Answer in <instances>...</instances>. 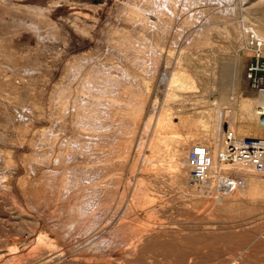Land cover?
Here are the masks:
<instances>
[{
    "label": "rangeland",
    "instance_id": "obj_1",
    "mask_svg": "<svg viewBox=\"0 0 264 264\" xmlns=\"http://www.w3.org/2000/svg\"><path fill=\"white\" fill-rule=\"evenodd\" d=\"M257 61L264 0H0V264H264V171L190 158L264 136Z\"/></svg>",
    "mask_w": 264,
    "mask_h": 264
},
{
    "label": "built area",
    "instance_id": "obj_2",
    "mask_svg": "<svg viewBox=\"0 0 264 264\" xmlns=\"http://www.w3.org/2000/svg\"><path fill=\"white\" fill-rule=\"evenodd\" d=\"M260 69L262 74L257 75ZM249 77L256 87L264 89V61L262 67L259 61L250 64ZM222 129L224 145L219 155L228 170L222 169L217 176L212 175L213 155L208 142H196L190 151L193 178L217 193L236 190L247 183L251 174L264 171V136L239 134L227 120Z\"/></svg>",
    "mask_w": 264,
    "mask_h": 264
},
{
    "label": "bare ground",
    "instance_id": "obj_3",
    "mask_svg": "<svg viewBox=\"0 0 264 264\" xmlns=\"http://www.w3.org/2000/svg\"><path fill=\"white\" fill-rule=\"evenodd\" d=\"M81 59H82V58H81ZM76 62H77V61H76ZM69 65H70V64H69ZM71 69H73V68H71ZM74 69H75V68H74ZM69 71H70V70H69ZM72 72H73V71H72ZM67 82H68V80H67ZM70 84H71V83H70ZM60 89L62 90L63 88L58 87V90H57V91H58V92L61 91ZM58 92H57V93H58ZM61 92H62V91H61ZM61 92H60V93H61ZM58 95H59V94H58ZM58 95H57V96H58ZM57 96H56V97H57ZM60 97H61V96H59L58 98H60ZM29 100L33 103L34 106H36L35 108L38 107V101H39V100L37 101V99L35 98V96H34L33 94L30 95ZM29 100H28V101H29ZM59 100H60V99H59ZM30 101H29V102H30ZM23 104H24V103H23ZM24 106H25V105H24ZM16 110H17V109H16ZM19 110H20V109H19ZM23 110H25V109H23ZM33 111H36V110L33 109ZM16 112H17V111H16ZM20 112H22V111H20ZM17 113H18V112H17ZM22 113H23V112H22ZM26 113H27V112H26ZM29 113H30V112H29ZM31 113H33V112L31 111ZM35 113H36V112H35ZM257 113H258L260 116L264 115V107H262L261 110L257 111ZM19 114H20V115H27V114H24V113H23V114L19 113ZM17 115H18V114H17ZM30 115H31V114H30ZM33 115H34V114H33ZM33 115H32V116H33ZM32 116H31V117H32ZM29 117H30V116H29ZM35 117H36V116H35ZM21 118H23V116H22ZM21 118H20V120H21ZM32 118H33V117H32ZM18 119H19V118H18ZM18 119H15V120L18 121ZM29 119H30V118H29ZM34 119H35V118H34ZM34 119H30V120L33 121ZM20 120H19V121H20ZM27 120H28V119H27ZM31 121H29V120H28V121H25V120L22 121V120H21V121H20V125H19L20 132H23V133H24V131L26 132V131H27L26 129H28V127H30ZM33 122H34V121H33ZM33 122H32V123H33ZM14 124L16 125V123H14ZM19 128H17V129H19ZM15 130H16V128H15ZM9 131H10V130H9ZM9 131H8V132H9ZM12 131H14V130H12ZM8 134H9V133H7L6 135H8ZM11 134L13 135V133H11ZM14 134H15V131H14ZM44 134H45V133H44ZM6 135H5V136H6ZM1 136H2V135H1ZM5 136H4V137H5ZM8 137H9V136H8ZM8 137H7V138H8ZM10 137H11V136H10ZM10 137H9V138H10ZM12 137H13V136H12ZM0 138H1V137H0ZM7 138H6V139H7ZM9 138H8V139H9ZM8 139H7V140H8ZM0 141H1V140H0ZM2 141H3V139H2ZM4 142H5V141H4ZM5 143H6V142H5ZM5 143H4V144H5ZM5 145H6V144H5ZM0 147H1V148H0V160L2 161V162H0V163H1L2 165H4V164H8V163H9V160H10V157H9L10 154L7 153V151H6L5 149H2L4 146H0ZM209 147H210V146H209ZM5 148H7V147H5ZM7 150H8V149H7ZM210 150H211V149H210ZM8 152H9V151H8ZM190 158H191V155H190ZM191 161H192V158H191ZM212 165H213V164H212ZM4 166H5V165H4ZM6 166H7V165H6ZM211 167H212V166H211ZM1 168H2V167H1ZM210 169H211V168H210ZM225 170H228V168L225 169Z\"/></svg>",
    "mask_w": 264,
    "mask_h": 264
}]
</instances>
